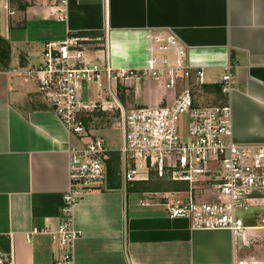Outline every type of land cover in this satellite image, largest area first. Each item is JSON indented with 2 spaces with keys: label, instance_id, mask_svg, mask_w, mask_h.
I'll use <instances>...</instances> for the list:
<instances>
[{
  "label": "crops",
  "instance_id": "crops-1",
  "mask_svg": "<svg viewBox=\"0 0 264 264\" xmlns=\"http://www.w3.org/2000/svg\"><path fill=\"white\" fill-rule=\"evenodd\" d=\"M18 5L14 13L31 8ZM46 16L52 19L50 12ZM66 16L64 40L72 33L99 34L94 38H104L116 69H132L115 63L120 41L145 51L147 65L149 36L166 33L187 48L193 66L204 69L209 87H220L230 64L233 140L264 146V0H69ZM58 39L45 44L64 41ZM6 46L0 58V252L14 264H62L65 250L45 231L55 232L62 222L76 140L25 75L39 63L41 50L35 61L22 48L14 62ZM97 50L89 60L101 59ZM120 89L125 108H140L127 102L133 88L124 90V101ZM112 167L111 180L108 171L105 183L73 208L78 237L67 249L72 264H264V192L238 212L244 233L194 230L164 208L141 206L155 193L186 199L188 189L141 193L140 183L126 185Z\"/></svg>",
  "mask_w": 264,
  "mask_h": 264
},
{
  "label": "built area",
  "instance_id": "built-area-1",
  "mask_svg": "<svg viewBox=\"0 0 264 264\" xmlns=\"http://www.w3.org/2000/svg\"><path fill=\"white\" fill-rule=\"evenodd\" d=\"M19 2L46 8L58 23L66 21L69 0H0V18L3 13L11 17ZM149 42L146 68L116 69L104 38L72 33L64 41L45 44L39 63L25 72L76 140L70 151L62 222L55 232L45 231L65 250L62 264H72L67 249L78 237L73 208L84 194L105 183L114 154L126 185L148 182L152 176L187 185L185 200L170 198L173 193H155L141 206L164 208L170 218L189 220L194 230L244 233L247 228L238 212L264 192V146L233 140V67L224 68L220 83L225 102L208 105L205 71L193 66L180 40L166 33L150 35ZM94 47H99L101 62L88 59ZM148 78L171 90L173 102L154 109L125 108L118 99L120 88L130 90ZM91 86L98 99L86 102L83 93ZM94 113L116 115L122 132L117 153L85 123ZM207 192L204 200L201 195ZM0 264L14 263L0 252Z\"/></svg>",
  "mask_w": 264,
  "mask_h": 264
},
{
  "label": "rangeland",
  "instance_id": "rangeland-1",
  "mask_svg": "<svg viewBox=\"0 0 264 264\" xmlns=\"http://www.w3.org/2000/svg\"><path fill=\"white\" fill-rule=\"evenodd\" d=\"M28 5L27 3H25ZM49 11L41 6H31L27 11L16 10L11 17L6 16L4 13L0 18V50L4 48L8 51L7 46L13 52V61L16 62L18 53L26 52L30 54V57L36 61V53L43 49V45L46 42H53L64 40L63 37V23H56L52 19L45 18ZM10 26L12 28H10ZM11 30H10V29ZM63 37V38H62ZM7 40V41H5ZM115 50L114 60L118 67L132 68V69H144L146 65V53L142 49L128 46V43H122L120 41ZM19 45H18V44ZM13 46H12V45ZM24 51H23V49ZM25 58V56H24ZM97 61L101 62L100 57H97ZM131 90V89H130ZM133 91L128 94V103L132 104V107H145L154 109L158 107H164L173 102V92L169 89L159 86L158 83L148 78L145 81H141L133 87ZM208 96L205 103L208 105H215L217 98H209ZM164 98V99H163ZM83 99L86 102L96 101L98 99L97 90L91 86L84 90ZM166 102H165V101ZM109 120L105 122L102 118L94 119L92 124L91 133L101 138L104 141L106 148L114 153H117L122 148V132L113 122ZM182 131L185 133L187 127L182 125ZM113 166L119 169L118 162L113 158ZM109 167V166H108ZM109 171V170H108ZM210 193L207 192L201 197L205 200L209 197ZM150 196H147V199ZM170 198L177 200H184L180 195H171ZM134 201H138V198H131Z\"/></svg>",
  "mask_w": 264,
  "mask_h": 264
},
{
  "label": "trees",
  "instance_id": "trees-1",
  "mask_svg": "<svg viewBox=\"0 0 264 264\" xmlns=\"http://www.w3.org/2000/svg\"><path fill=\"white\" fill-rule=\"evenodd\" d=\"M20 9H26L28 7V5H26L23 2H19ZM83 36H90V37H94V36H98L99 34L96 33H83ZM100 36V35H99ZM5 55H7V52L4 48H1L0 50V58L3 59V57H5ZM124 90L122 91L120 98L122 101H124V94H123ZM205 92H207V94H211L212 97H214V95L212 94V92L214 94H216V103L215 105H222L225 102V99L222 97L221 95V90L220 87H209V86H205ZM224 99V100H223ZM214 105V104H213ZM111 115L108 113H94L92 114L91 117H88L85 120V123L87 124V126L91 129L92 124H94V119L96 118H102V120H104L105 122H108L111 117ZM113 157L115 158V160L117 159V154H114ZM113 161V159H112ZM112 161L109 163V167H110V174H109V179L112 178ZM111 180V179H110ZM141 187L138 188V190L141 193H148V192H176V191H187L188 187L185 184H180V183H175V182H171V181H166V180H162V179H158L154 176H152V178L145 183H140L138 184Z\"/></svg>",
  "mask_w": 264,
  "mask_h": 264
}]
</instances>
